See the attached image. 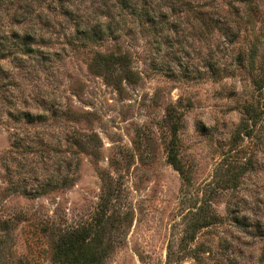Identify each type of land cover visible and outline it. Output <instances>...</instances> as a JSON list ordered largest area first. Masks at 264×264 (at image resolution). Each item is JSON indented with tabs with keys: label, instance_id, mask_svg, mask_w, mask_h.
I'll list each match as a JSON object with an SVG mask.
<instances>
[{
	"label": "rangeland",
	"instance_id": "1",
	"mask_svg": "<svg viewBox=\"0 0 264 264\" xmlns=\"http://www.w3.org/2000/svg\"><path fill=\"white\" fill-rule=\"evenodd\" d=\"M105 198L103 264H264V0H0V264Z\"/></svg>",
	"mask_w": 264,
	"mask_h": 264
},
{
	"label": "trees",
	"instance_id": "2",
	"mask_svg": "<svg viewBox=\"0 0 264 264\" xmlns=\"http://www.w3.org/2000/svg\"><path fill=\"white\" fill-rule=\"evenodd\" d=\"M239 1L247 2L248 0ZM104 58L106 60L104 62L105 65L122 63L125 55L109 54L107 57L104 56ZM169 160L186 183L189 182L187 176L183 174L181 168L177 165L175 155L171 152ZM228 179L231 180L233 178L230 177ZM106 209L107 198L100 203L97 211L89 221L66 228L57 236L54 243V257L59 264H103L112 249L109 237L106 238ZM190 237L193 238V235Z\"/></svg>",
	"mask_w": 264,
	"mask_h": 264
}]
</instances>
